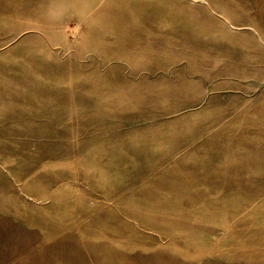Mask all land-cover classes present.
Masks as SVG:
<instances>
[{"label":"rangeland","instance_id":"374dc122","mask_svg":"<svg viewBox=\"0 0 264 264\" xmlns=\"http://www.w3.org/2000/svg\"><path fill=\"white\" fill-rule=\"evenodd\" d=\"M0 264H264V0H0Z\"/></svg>","mask_w":264,"mask_h":264}]
</instances>
